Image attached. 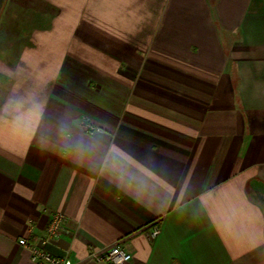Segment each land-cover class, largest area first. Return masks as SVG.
Listing matches in <instances>:
<instances>
[{
    "label": "crops",
    "instance_id": "crops-1",
    "mask_svg": "<svg viewBox=\"0 0 264 264\" xmlns=\"http://www.w3.org/2000/svg\"><path fill=\"white\" fill-rule=\"evenodd\" d=\"M55 212L73 264H264V0H0V264Z\"/></svg>",
    "mask_w": 264,
    "mask_h": 264
},
{
    "label": "built area",
    "instance_id": "built-area-1",
    "mask_svg": "<svg viewBox=\"0 0 264 264\" xmlns=\"http://www.w3.org/2000/svg\"><path fill=\"white\" fill-rule=\"evenodd\" d=\"M91 133V130L88 131ZM66 217L61 212H55L50 219L46 232L47 237L41 239L38 242H30L28 239H20L19 244L27 249L31 253V264H73L69 257H59L52 254L48 249L47 245L60 236L64 230L63 223ZM158 229L154 230L151 237H155ZM93 258L99 262L107 264H124L132 259V255L124 248L113 247L107 252L101 254H93Z\"/></svg>",
    "mask_w": 264,
    "mask_h": 264
},
{
    "label": "clouds",
    "instance_id": "clouds-1",
    "mask_svg": "<svg viewBox=\"0 0 264 264\" xmlns=\"http://www.w3.org/2000/svg\"><path fill=\"white\" fill-rule=\"evenodd\" d=\"M113 152H116V154L118 155V156H121L122 154H120L117 150H115V149H113L112 150ZM123 159H124V161H126L127 163H131V161H129L126 157H123ZM113 169L115 170V171H118V172H120L121 173V175H120V179L123 181V179H124V175H125V173H124V169L119 165V164H114L113 165Z\"/></svg>",
    "mask_w": 264,
    "mask_h": 264
}]
</instances>
